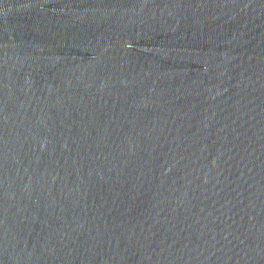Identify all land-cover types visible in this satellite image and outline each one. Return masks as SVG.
<instances>
[{
    "label": "water",
    "instance_id": "95a60500",
    "mask_svg": "<svg viewBox=\"0 0 264 264\" xmlns=\"http://www.w3.org/2000/svg\"><path fill=\"white\" fill-rule=\"evenodd\" d=\"M0 264H264V0H0Z\"/></svg>",
    "mask_w": 264,
    "mask_h": 264
}]
</instances>
